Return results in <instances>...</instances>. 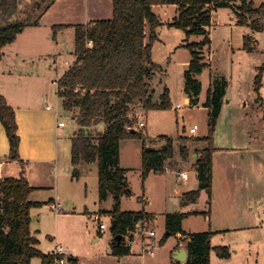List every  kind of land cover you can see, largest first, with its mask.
Returning a JSON list of instances; mask_svg holds the SVG:
<instances>
[{
	"label": "rangeland",
	"instance_id": "obj_1",
	"mask_svg": "<svg viewBox=\"0 0 264 264\" xmlns=\"http://www.w3.org/2000/svg\"><path fill=\"white\" fill-rule=\"evenodd\" d=\"M34 1L20 0L17 17L24 22L37 20L41 25L27 26L26 30L18 35L16 41L4 48L3 57L0 59V94L8 98L15 108L17 122L18 119L20 122L25 155L27 158L30 156L39 158L43 153H48V157L45 156L48 158L46 162L34 161V159L30 162V166L33 167L32 172L38 176L37 182L40 183L38 185L46 188L33 198L43 202L44 205L32 208L31 226L41 229L38 233L40 238L43 236L41 233L55 227L56 217L51 206L47 207V204L49 198L57 191L63 209H76L81 214V217H74L72 219L74 222L68 224L72 226L73 231L64 226L68 221L67 218L58 226L64 235L71 232L75 236V233H78L75 250L80 253L78 264H113L114 261L111 260L95 261L94 255L97 252L101 256L104 249L109 248L108 237L112 236L114 225V219L109 211L114 209V199L110 194L104 199L99 198L97 163L81 162L78 165L72 163V137L79 127L77 115L64 108L57 94L58 79L75 59L74 26L77 23H84L88 15L97 13L103 19H111L114 14L113 0H56L43 14L32 9ZM253 1L255 5L264 2V0ZM154 8L163 24L157 29L159 39L154 42L153 60L163 67L161 70L163 74L158 71L152 82H155V86L161 91L165 84L168 85L172 105L164 110H150L148 117L145 116L141 106L137 105L139 115L136 114L138 117L136 127L144 130L149 146L153 145V140L159 135L200 139L176 141L174 155L168 161L172 164L178 162L182 145L188 146L187 159L191 161H195L205 147L215 148L212 200L207 190L203 189L197 204L190 207L193 210L205 211L209 216L207 219L204 215L192 217L189 220L191 226L195 230H201L204 220L209 223L211 217L210 223L214 225L213 227L238 228L233 233L225 231L218 237L220 241L222 239L221 244L230 245L229 247L232 243H237L236 246L231 247L233 252L239 248L235 264H264V208L258 209L255 206L253 211L249 209L244 178L247 174V164L256 155V152H252L257 150V145L255 150L254 148L246 150L244 146L254 142H264V122L262 120L258 122L254 115L249 118L242 113L245 109V100L255 93L253 89L255 76L259 72L258 68L264 63V33L258 36L260 40L258 49L248 53L244 51V35L249 34L251 27L236 23L237 16L232 8H218L215 11L213 25L210 28L212 42L203 49V56L211 65L196 76L202 82L201 101H206L207 90L218 79L227 84L228 98L225 97L224 101L231 99V103L223 105L224 112L217 123L214 141L209 142L202 139L209 132V110L201 101L198 105L184 102L186 94L184 72L192 60L191 50L186 44L198 43L204 35L187 37L184 29L169 25L168 23L178 15L176 7ZM60 23H68L72 26L61 30L63 33L59 32L61 37L57 36L55 42L54 30L50 24ZM161 85L163 87L159 88ZM261 90L264 92V89ZM256 103L259 102L249 101L250 105L247 109L259 108ZM177 104H180L181 108L177 109ZM261 115L264 117V111ZM141 120L146 121V126H140ZM60 122H64L65 125L60 127ZM104 127V123L99 124L93 129L94 134ZM192 127H196L198 131L192 133L190 130ZM153 137L155 138L152 139ZM141 145L142 141L134 138L132 142L126 141L122 146L124 147L122 164L127 169L126 176L132 195L123 197L121 209L134 211L147 207V211L153 212L150 222L158 231V237H161L166 233L163 225L164 215L180 210L174 186L182 185L183 182L169 171L163 174H155L151 171L150 176L143 179ZM192 153H196L197 156L193 158ZM176 167L188 171L191 184L195 173L198 179V172L191 169L188 164L184 163L182 167ZM195 168L197 171L196 164ZM198 181L200 184V179ZM198 187L196 185L191 189ZM85 208L90 210L87 215L83 210ZM100 210L103 211L106 229L100 241L94 242L92 237L94 235L99 237L97 232L99 228L91 215ZM246 226L250 228H243ZM48 243L49 241H43L42 244ZM157 247L155 246V249ZM213 250L210 259L211 255L212 258L216 256ZM160 251L157 250L159 257L165 254L166 249Z\"/></svg>",
	"mask_w": 264,
	"mask_h": 264
},
{
	"label": "trees",
	"instance_id": "obj_2",
	"mask_svg": "<svg viewBox=\"0 0 264 264\" xmlns=\"http://www.w3.org/2000/svg\"><path fill=\"white\" fill-rule=\"evenodd\" d=\"M56 0H35L32 9L41 14L46 12ZM238 1L240 4H238ZM20 0H0V59L7 45L16 41L27 26H38L37 20L24 22L19 19ZM156 6H174L178 15L168 24L184 29L187 37L204 35L198 43H187L192 60L185 70V93L190 104H198L202 82L197 78L204 68L211 65L203 56L205 46L211 44L210 28L218 8H232L236 13V23L251 27L253 32H264V2L255 5L253 0H113L114 14L111 19H99L89 23H77L75 28V59L57 81V94L67 111L77 115L78 129L72 137V163H97L99 166V198L109 194L114 198V209L109 211L116 223L112 233L115 235L113 254L123 256L131 253L126 235L134 239L137 224L151 215L141 210L121 209L122 196H131L127 181V169L120 163V143L122 140L138 138L142 141V177L146 179L151 171L163 174L166 160L174 155L175 141L200 140L189 136H158L165 143L161 148L148 145V137L141 128L136 127L137 105L144 111L166 109L172 105L169 88L165 86L160 97L154 100L152 80L162 66L153 60L154 42L159 39L157 29L163 23L155 12ZM71 24H53V38ZM244 49H255L253 34L244 35ZM91 42V44H89ZM255 78L259 88L264 72V63L258 68ZM227 84L216 80L207 90L204 102L209 110V132L206 139L214 141L218 119L226 97ZM75 115V116H76ZM0 120L9 138V159L20 160L21 137L15 108L7 98L0 94ZM104 123L103 130L94 134V128ZM215 148L205 147L196 159L199 187L185 191L181 207L197 203L203 189L209 193L213 187V154ZM189 148L180 147V155L186 158ZM36 187L32 186L23 172L19 177L0 178V264H31L34 257H40L42 264H53L64 255L46 254L38 247L39 238L31 230V209L43 206L40 201L30 200ZM144 203L146 200L143 198ZM145 206V205H144ZM191 211H173L166 214L167 233L161 242L171 235L187 233L182 228L183 220ZM207 214L205 211L203 212ZM202 213V214H203ZM217 231L208 229L189 233L190 264H209L210 253L216 250L220 258L230 257L226 245H211V238ZM118 234L122 235L117 240ZM77 258L71 256V264Z\"/></svg>",
	"mask_w": 264,
	"mask_h": 264
},
{
	"label": "crops",
	"instance_id": "obj_3",
	"mask_svg": "<svg viewBox=\"0 0 264 264\" xmlns=\"http://www.w3.org/2000/svg\"><path fill=\"white\" fill-rule=\"evenodd\" d=\"M94 16H96V17H94ZM92 17H94V18H92ZM99 19H103V18L98 13L96 15H88V17L85 19L84 23L93 22V21L99 20ZM50 25L52 26L53 24H50ZM249 33L253 34V40H254V45H255V49L253 50V52H254V51H256L258 49V44L260 42V40H258V36H259V34L264 33V32H253L252 29H251L249 31ZM58 37H61L60 33L58 34ZM55 42H56V40H55ZM74 51H75V49H74ZM244 51H246V50H244ZM250 52H252V51H250ZM250 52H248V53H250ZM73 56H74V54H73ZM74 58H75V56H74ZM162 69H163V67H162ZM161 74H163L162 71H161ZM256 76H257V73H256ZM256 76H255V78H256ZM154 78H153V80H154ZM155 85H156V83L152 82L151 87L154 90L153 91L154 100L158 99V96L160 95V93H162L163 88L165 86L168 87L167 84H165L164 87L162 85L159 86V88L163 87L162 91H161V89L158 90L157 86H155ZM253 89H254L255 93H253L251 95V97H248L245 100V102H244V108L245 109L243 110L242 113L245 114L249 118H251V116L254 115L255 119L258 122H261V120L264 122V117H262V115H261L262 111H264V92L261 90V89H264V72H263V78H262V81H261V84H260L259 88L256 89V83L254 81V88ZM226 97L228 98V92L226 94ZM200 98H201V96L199 97L198 104L201 101ZM7 100H8V98H7ZM251 100H252V102H254V101L259 102L258 104L256 103V106L258 105L259 108L256 109V107L255 108L251 107V108H249L250 110H248L247 108L250 105L249 101H251ZM8 102L10 104L9 100H8ZM184 102L190 104V97H189V95L187 93L185 94ZM201 102L203 103V102H205V100L201 101ZM230 103H231V99H228L227 101H224L223 105H225V104L229 105ZM198 104H196V105H198ZM223 107L224 106H222V109H223ZM205 108L208 110L207 107H205ZM151 110H155V109H151ZM223 110H222V113L224 112ZM149 111H145V116L146 117H148ZM70 113L73 114L74 112L70 111ZM222 113H221L219 118H221ZM230 119H231V115H230ZM218 121H219V119H218ZM145 126H146V121H145ZM197 131H198V129L196 130V132ZM18 132L20 133V137H21V142H20V147H19V149H20V160L19 161L18 160H13L12 161V160L9 159V154H10L9 138H8L7 133L5 132V128L3 126V123L0 120V168H1L0 178L19 177L20 174L23 172V167H24V173H25V175L27 177L28 182L32 186L36 187V189L31 192L30 200L32 199L33 201H36V200L33 199L34 196L38 192H40V191H42V190H44L46 188L44 186L38 185V184H40L39 182H37L38 181V176H36L34 174V172H32L33 167L30 166V162L33 159H34V161L39 160L40 162H46L47 159H48L47 158L48 157L47 156L48 153L47 154L43 153L41 155V157H39V158L34 157V156L33 157L30 156V158H27V156L25 155L23 138H22V135H21V132H20L19 119H18ZM159 136H161V135H159ZM154 138L155 137H153L152 139H154ZM173 138H176V137H173ZM133 139L134 138L122 140L121 143H120L121 149H120V163L119 164H121V166L123 168H125V167L123 166L124 164H122V158H121L122 151H123V148H124L122 146H123L124 142H126V141L132 142ZM260 139H263V137H260ZM155 140H157V138ZM155 140H153V145L156 148H161L163 146V144L165 143L164 141H160V140H158L157 143H156V142H154ZM253 140L255 141V138ZM175 143H176V141H175ZM129 144H132V143H129ZM153 145H151V146H153ZM255 145H257L256 146L257 150H255ZM235 148L236 147H233V149H235ZM253 148H254L255 151L252 152V153L256 152V155L253 156V158L251 159L250 163L247 164V174L244 176L245 185H246V191H247V194H246L247 195V202L249 204L248 205L249 209L252 210V211H253L255 206L258 209L261 208V207L264 208V142H260V141L258 143L254 142L253 144L250 143L249 146H247V145L244 146V149H246V150H253ZM140 152H141V158H142V148H141ZM191 155H192L193 158L197 156L196 153H192ZM3 156H5V157H3ZM45 156H47V157H45ZM188 156H189V154H188ZM188 156L186 158H183L182 156H180L178 162L176 161L177 163H173V164L171 162H168L171 159V158H168L166 160V170L164 172V173H166V172L169 171L170 173H173L174 175H176L178 177V179H181V181L183 182L182 185H175L174 186V192H175V194H176V196L178 198L180 211L195 212L194 214H190L189 216H187L182 222V228L187 233V235H185L183 233H177V234L171 235L166 241L161 242V239H162V237L164 235H162L161 237H158V231L155 230V228L152 226V224L150 222L152 217H153L152 216L153 212L151 213L150 211H147L146 210L147 207H146V208H144L145 211L147 213H149L151 216L148 219H143V220H140L138 222L137 229H136L135 235H134V243L131 246V253L127 254V255H123V256H116V255L113 254L112 248H113V243H114V239H115V235L113 233L112 236L108 237L109 248L104 249L105 251H104L103 255L101 254V256H100L95 251L96 252L95 255H94V260L95 261L111 260V261H114L113 264H190V263H188V260L190 258L189 257V250H188V248H186L187 242L190 240L189 233L202 232V231H204V229L205 230L211 229V230L217 231V233L214 234L212 236V238H211V245L212 246H221V245H223V244H221L222 243V239L220 241V239L218 237H220V235L223 232L226 231L228 233H233L234 231L238 230V228H224V229L221 228L220 229V228L213 227L214 225L212 226L211 223H210L211 217H209V223L206 220H204V224H203L201 230H195V228H193L191 226V223H190L189 220L192 217L204 215L205 218L207 219V216H209V215H206L205 213H203L204 211L201 212V211L193 210V209L190 208L191 205L194 206L197 203L190 204V205L186 206L183 209L181 207V200H182V197H183L182 195L185 193V191L190 190L191 188H194L196 185L199 186V181H198V179L196 177L197 173H195V172H197L196 168H195L196 160L195 161H191L190 159L188 160L187 159ZM198 156H197V158H198ZM141 161H142V159H141ZM184 163L188 164V166H190V168L195 171L194 172L195 176L192 177V179H193L192 180V184H191V180L189 179L190 176L188 175V171L177 169V167H176V166L182 167L184 165ZM98 171H99V167H98ZM152 172H154V171H152ZM183 172L184 173L186 172V174H187V178H185V179H183L181 177V173H183ZM154 173L155 174H161L159 172H154ZM55 192L56 193H54V195L49 198V201H48V204H47V207L51 206V208H52V210L54 212V216L56 217V223L54 225L55 227L54 228H50V230L46 231L45 233H41L43 235L42 238H40L39 235H38V233L41 232L40 228H36V227L32 228V226H31V230L33 231L34 235H36L39 238L38 247L40 248V250L42 252H45L46 254H50L55 249H58L59 247H61V248H63V250L65 251V255L67 256V263L66 264H71V256H74L75 258H77L76 264H78L80 253H78V251H75L76 250V242H77L76 236L78 235V233H75V236L71 232H69L70 234L64 235V234H62L60 232L61 229L58 226H60V224H61L60 222H62V220L64 221V219L67 218L68 221H67V223L64 226L70 228V231H73L72 226L70 227L69 225L71 224V222H74L72 220V219H74V217H81V214H79L78 212H80V211H78L76 209H66V210L63 209V205H62V202H61V197H60V195H59V193L57 191H55ZM123 197H127V196L123 195L122 196V201L124 199ZM58 203H60L61 206H62V210L61 211H56L55 208L53 207V204H58ZM113 203H114V201H113ZM216 203L217 202H216V199H215L214 200V204L216 205ZM216 207L217 206H215V210H216ZM83 210H84V213H86V215L90 211L88 208H85ZM31 211H32V209H31ZM102 212L103 211H101V210L98 211V213H102ZM216 212H217V210H216ZM94 213H96V212H94ZM84 215L85 214H83V216ZM253 215H254V218H255V213H253ZM164 218H165V220H164V224L163 225H164V231H166L165 230L166 215H164ZM207 227H208V229H207ZM142 228H144V229H142ZM243 228H250V227L246 226V227H243ZM146 229L149 230V231L154 230V231H156L157 234L155 236L151 237L146 232H143V230H146ZM104 230L100 231L98 229L97 232L99 233V237H97L95 235L92 237L94 242L100 241L101 237H103L102 234L104 233ZM51 232L53 234H51ZM166 233H167V231H166ZM43 241H45V242L49 241V243L47 245H44V244H42ZM236 245H237V243H232L231 247L232 246H236ZM155 246L156 247L158 246L160 249H157L158 247L155 249ZM226 246L229 247L230 245H226ZM231 247H229V249L231 251L230 257H227V258H220L218 256L216 250H213L215 252L216 256L212 258V255H211V259L212 260L210 259V263L209 264H235V262L237 260L236 256L239 254V248L236 249L233 252ZM147 248L152 249L153 253H149L147 251ZM163 248L166 249L165 254L163 256L159 257L158 253H157V250L160 251ZM180 249H185L186 252H187L186 256H181L182 258L186 257L185 260H178L176 258V257H180L179 254H178V251ZM162 253H163V250H162ZM90 258H92V257H90ZM36 259H38V260H36ZM31 264H42V259L40 257L39 258L34 257L32 262H31ZM53 264H59V263L54 262Z\"/></svg>",
	"mask_w": 264,
	"mask_h": 264
},
{
	"label": "built area",
	"instance_id": "obj_4",
	"mask_svg": "<svg viewBox=\"0 0 264 264\" xmlns=\"http://www.w3.org/2000/svg\"><path fill=\"white\" fill-rule=\"evenodd\" d=\"M89 44H91V42H89ZM92 45V44H91ZM176 108L178 109V108H181V105L180 104H177V106H176ZM136 114H138L139 115V112H138V110L136 109ZM139 124H140V126L141 127H143V126H145V121H143V120H141L140 122H139ZM65 125V123L64 122H60L59 123V126L60 127H63ZM191 132L192 133H194V132H196V130H197V128L196 127H192L191 129ZM0 173H1V168H0ZM181 177L183 178V179H185V178H187V174H186V172L184 173H181ZM53 207L55 208V210L56 211H61L62 210V206H61V204L60 203H58V204H53ZM92 217L94 218V220L98 223V228H99V230L100 231H103L105 228H106V224H105V222L103 221L104 219H103V214L102 213H98V212H96V213H94V214H92ZM142 229H144V228H142ZM143 232H146L149 236H155L157 233H156V231H154V230H152V231H149V230H143ZM126 240H127V244L128 245H130V246H132V244L134 243V239H130V234L129 235H126ZM147 251L149 252V253H153V250L152 249H150V248H147ZM52 254L53 255H58V254H60V255H64V257L63 258H61V259H59V260H57L56 261V263H59V264H66L67 263V256L65 255V251L63 250V248H61V247H59L58 249H55L53 252H52Z\"/></svg>",
	"mask_w": 264,
	"mask_h": 264
},
{
	"label": "water",
	"instance_id": "obj_5",
	"mask_svg": "<svg viewBox=\"0 0 264 264\" xmlns=\"http://www.w3.org/2000/svg\"><path fill=\"white\" fill-rule=\"evenodd\" d=\"M76 171H77V169H76ZM116 223V221H114V224ZM121 238H122V235L121 234H118V236L116 237V239L117 240H121ZM178 254H179V256L180 257H176L178 260H185V258H182L181 256H186L187 255V252H186V250L185 249H180L179 251H178Z\"/></svg>",
	"mask_w": 264,
	"mask_h": 264
}]
</instances>
